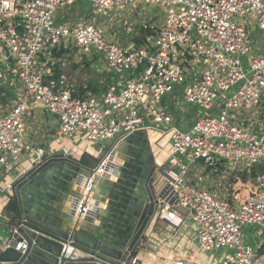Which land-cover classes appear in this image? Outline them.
<instances>
[{"label": "built area", "instance_id": "obj_1", "mask_svg": "<svg viewBox=\"0 0 264 264\" xmlns=\"http://www.w3.org/2000/svg\"><path fill=\"white\" fill-rule=\"evenodd\" d=\"M135 5L163 6L165 17L159 26L143 20L141 44L122 46L100 18L117 10L119 21ZM71 57L103 60L110 77L101 93H78L56 75ZM36 111L57 121L60 153L30 140ZM148 131L170 141L155 182L162 206L148 229L165 225L164 239L190 231L183 256L152 264H264L262 246L242 233L264 227V0H0V167L76 159L62 139L83 138L82 154L115 138L110 152ZM207 171L245 173L246 195L234 204L206 187Z\"/></svg>", "mask_w": 264, "mask_h": 264}, {"label": "water", "instance_id": "obj_2", "mask_svg": "<svg viewBox=\"0 0 264 264\" xmlns=\"http://www.w3.org/2000/svg\"><path fill=\"white\" fill-rule=\"evenodd\" d=\"M148 147V136L138 132L108 152L98 167L56 157L27 169L12 189L15 219L10 223L9 242L0 249V264H127L134 260L142 235L162 206L155 192V168L146 191L134 173L136 153L144 150L142 154L148 156ZM58 175L64 181L79 176L78 186L87 189L86 195L73 192L68 182L57 181ZM88 192H93V199L87 204ZM63 193L72 196L66 212L55 204ZM102 201L108 203V212L98 217L102 228L94 229L90 220ZM77 210L84 214L81 224L74 221ZM76 254L88 258L74 259Z\"/></svg>", "mask_w": 264, "mask_h": 264}, {"label": "rangeland", "instance_id": "obj_3", "mask_svg": "<svg viewBox=\"0 0 264 264\" xmlns=\"http://www.w3.org/2000/svg\"><path fill=\"white\" fill-rule=\"evenodd\" d=\"M79 6L81 7L79 10L85 12L86 14V11L88 10L87 4L82 2L79 4ZM165 10L166 9L163 6L135 5L128 6L125 12H121V20L119 21L116 19L119 13L117 10H113L109 17L100 19L102 20V25L106 29L107 34L109 36L115 35L116 43L122 46H127L131 43L139 45V40H143L142 28H140L141 22L143 20H147L148 18H153L151 23L159 26L164 20ZM63 11L69 14L72 13V9L70 7L65 8ZM87 18L91 20L92 16L88 15ZM257 32L260 34L259 29H257ZM259 42L260 39L258 38L257 44ZM62 63H64V66H62ZM57 67H59L61 70L57 69L56 71H58V74L56 75H65L68 82L75 86V90H77L78 93H83L84 90L90 91L91 93H94L93 91L96 93H101L108 82V77L104 72V69L101 67H94L93 69L90 62L85 58H66L63 62H60ZM174 100L175 102L185 105V107L187 106L180 95H178ZM35 120L28 124L30 140L34 142V144H47V142L53 141L57 138L55 130L58 127V123L55 119H51L53 123L46 125L47 129L52 132V137L51 134H45L42 129L46 127L41 125L39 122H35ZM160 140L162 142H160ZM114 141L115 138L110 141L101 142L100 144L95 145L97 154L100 156L104 155L106 151L109 150L114 144ZM148 142L149 146L152 148L154 157V182H156L158 175L160 174L159 171L161 166L166 162L170 155V141L165 135L148 131ZM84 144L83 138H75L72 140L62 139V147H66L69 151L72 150L76 154H81V145L83 146ZM49 148H51L55 154L60 153V147L50 145ZM204 176L205 181H203V183L206 187L212 188V185H215L221 189L223 194L228 192V199L232 200L234 204H237L246 195L248 176L245 173L233 172L227 174L224 179H220V176L216 174L211 175V173L207 171L204 173ZM163 229H165V225L158 224V226H156L152 231H149L148 229L142 235L140 242L134 252V256L137 257L140 264H152L153 259L163 260V258L172 254H181L182 256L184 255L185 249L187 246L189 247L187 234H190V231L184 229L180 234L181 236H172V238L164 239L165 235L163 234L165 231ZM258 229L261 230V235L259 237L256 236V230ZM242 233L245 238L244 241L254 250L260 245L261 241H264V227H243ZM262 248L264 249V244ZM221 252L222 251L218 252V255Z\"/></svg>", "mask_w": 264, "mask_h": 264}, {"label": "crops", "instance_id": "obj_4", "mask_svg": "<svg viewBox=\"0 0 264 264\" xmlns=\"http://www.w3.org/2000/svg\"><path fill=\"white\" fill-rule=\"evenodd\" d=\"M91 64V67L94 69V67L96 68H103L104 72L107 74V77L109 78L110 75L107 71V68L103 62V60H95L93 62L89 61ZM33 119H37L35 120V122H39L41 125H43L44 127H46V125H48L49 123H53V121L51 119V116L42 113V111H36L33 115ZM42 126V127H43ZM43 127V128H44ZM42 131H44L45 134H51L52 137V132L49 131V129L44 128L42 129ZM57 131V128L55 130V133ZM53 141H49L47 142V144L43 143V145L41 144H36V146L39 147H44V148H49L50 145H52ZM34 143V142H33ZM136 149V148H135ZM109 150L106 151V153L102 156L97 154L96 151V147H94L93 151H89L88 153H82V154H78L77 155V160H81L82 156H87L90 157L94 160V163L91 166V168H95L98 167L100 162L103 160V158L105 157V155L108 153ZM29 164L26 161V158H22L21 161H19L17 164L15 165H10L7 167H0V187H2L1 189H3L6 185L8 184H12V186H14V184L20 179V177L22 176L24 170L26 171L27 169H29ZM78 178L79 176H75L73 178H68V180H62L61 176L58 175L57 176V181H61V182H68V184L70 185V189L73 192H78V190H80L79 186H78ZM98 183V182H97ZM93 187L97 190V184ZM103 185H100V187ZM62 191V190H61ZM82 196H85L87 193V189L82 188L81 190ZM62 193V192H60ZM12 192H8V191H0V249H3L9 242L10 239V234H11V228H10V223L11 220L15 219L14 216V203L12 200ZM62 195V200L58 204L61 205L63 208L62 210L64 212H66V210L69 208L70 206V202H71V198L72 196L67 195V194H61ZM89 198L87 201H85V203H89L90 200L93 199V192H88ZM81 202L84 200H80ZM105 202H107V200H105ZM105 202H99L101 206H99V212H97L96 216L90 220L92 222V227L94 229H101L103 224L101 223L100 220H98L99 215L104 216L107 212H108V203ZM8 205H10V210L6 211V208L8 207ZM101 212V213H100ZM77 215H79L80 217H77ZM74 221H77L78 223H83L84 222V214H80L78 213V210L76 212V216L74 217ZM257 231V230H256ZM258 236V235H256ZM260 236V235H259ZM258 236V237H259ZM264 241L260 242V245L263 246Z\"/></svg>", "mask_w": 264, "mask_h": 264}, {"label": "flooded vegetation", "instance_id": "obj_5", "mask_svg": "<svg viewBox=\"0 0 264 264\" xmlns=\"http://www.w3.org/2000/svg\"><path fill=\"white\" fill-rule=\"evenodd\" d=\"M148 152L150 155L144 156L143 151L136 153V161L134 163V173L136 172V176H138V179L140 177L141 180V189L143 191H146L148 188V182H149V175L153 171L154 166V157L152 153V148L149 146L148 147ZM136 152H138V147L136 148ZM143 153V154H142ZM150 156V157H149ZM153 162V164L151 163ZM154 174V173H153ZM153 177V175H152ZM137 179L134 181V184H137ZM131 188V186H129Z\"/></svg>", "mask_w": 264, "mask_h": 264}, {"label": "trees", "instance_id": "obj_6", "mask_svg": "<svg viewBox=\"0 0 264 264\" xmlns=\"http://www.w3.org/2000/svg\"><path fill=\"white\" fill-rule=\"evenodd\" d=\"M147 34H149V33H147ZM151 34V33H150ZM149 34V35H150ZM142 35H143V39H145V34H143L142 33ZM139 44H141V41L139 40ZM56 74H58V71H56ZM91 89V88H90ZM92 90V89H91ZM93 91V90H92ZM94 93H96L95 91H93ZM2 103H4V101H2ZM80 162L83 164V165H85V166H87V167H91L90 165H92L93 163H94V160L92 159V158H90V157H87V156H82V158H81V160H80ZM10 205H8V207L6 208V211L7 210H10Z\"/></svg>", "mask_w": 264, "mask_h": 264}, {"label": "bare ground", "instance_id": "obj_7", "mask_svg": "<svg viewBox=\"0 0 264 264\" xmlns=\"http://www.w3.org/2000/svg\"><path fill=\"white\" fill-rule=\"evenodd\" d=\"M162 141H163V139H162ZM161 140H160V142H162ZM166 141V140H165ZM158 145H159V143H158ZM83 215V214H82ZM164 231H165V229H164ZM166 231L168 232V229H166ZM76 255H78V254H76Z\"/></svg>", "mask_w": 264, "mask_h": 264}]
</instances>
